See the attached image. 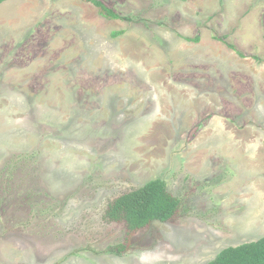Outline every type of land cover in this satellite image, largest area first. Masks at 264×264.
<instances>
[{"label":"rangeland","instance_id":"rangeland-1","mask_svg":"<svg viewBox=\"0 0 264 264\" xmlns=\"http://www.w3.org/2000/svg\"><path fill=\"white\" fill-rule=\"evenodd\" d=\"M101 1L132 20L0 2V264H206L264 237V0ZM155 179L174 219H104Z\"/></svg>","mask_w":264,"mask_h":264},{"label":"trees","instance_id":"trees-1","mask_svg":"<svg viewBox=\"0 0 264 264\" xmlns=\"http://www.w3.org/2000/svg\"><path fill=\"white\" fill-rule=\"evenodd\" d=\"M85 1L92 3L98 9L99 14L108 20H132L129 16L120 15L101 0ZM123 33L124 31H119L113 35L118 36ZM185 39L192 42L200 41L199 36ZM220 40L239 56H244L233 44L226 43L224 39ZM255 58L257 59V57ZM36 157V154H21L15 161L7 164V169L14 171L19 168V165L34 164ZM5 174L6 179L1 186H8V179L12 176L9 173ZM7 191L8 189L3 193L8 194L9 191ZM181 204V200L170 191L165 180L155 179L137 188H132L111 200L106 208L104 219L108 223L123 225L128 233L137 232L157 221L168 222L174 219ZM124 251V246L119 245L112 249V252L116 254H122ZM206 264H264V237L236 247L225 248Z\"/></svg>","mask_w":264,"mask_h":264},{"label":"water","instance_id":"water-1","mask_svg":"<svg viewBox=\"0 0 264 264\" xmlns=\"http://www.w3.org/2000/svg\"><path fill=\"white\" fill-rule=\"evenodd\" d=\"M2 0H0V2H1Z\"/></svg>","mask_w":264,"mask_h":264}]
</instances>
